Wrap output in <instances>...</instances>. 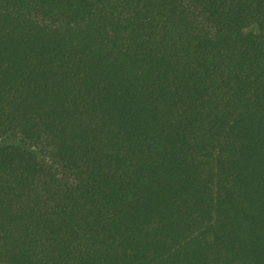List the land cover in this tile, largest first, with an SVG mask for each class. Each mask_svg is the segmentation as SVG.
<instances>
[{
	"label": "trees",
	"instance_id": "16d2710c",
	"mask_svg": "<svg viewBox=\"0 0 264 264\" xmlns=\"http://www.w3.org/2000/svg\"><path fill=\"white\" fill-rule=\"evenodd\" d=\"M0 264H264V0H0Z\"/></svg>",
	"mask_w": 264,
	"mask_h": 264
}]
</instances>
